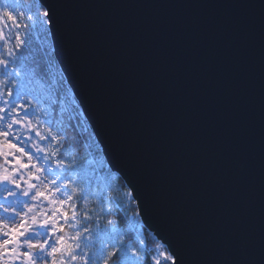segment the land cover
<instances>
[{"label": "water", "instance_id": "95a60500", "mask_svg": "<svg viewBox=\"0 0 264 264\" xmlns=\"http://www.w3.org/2000/svg\"><path fill=\"white\" fill-rule=\"evenodd\" d=\"M39 1L106 163L173 264H264V0Z\"/></svg>", "mask_w": 264, "mask_h": 264}, {"label": "trees", "instance_id": "16d2710c", "mask_svg": "<svg viewBox=\"0 0 264 264\" xmlns=\"http://www.w3.org/2000/svg\"><path fill=\"white\" fill-rule=\"evenodd\" d=\"M19 22L22 41L16 44L9 61L13 76L19 71L21 80L15 78L1 102L11 103L9 94L15 95L13 103L25 97L21 87L28 84L27 95L33 100L26 105L29 117H41L44 131L51 132L49 147L39 153V159L48 174L70 189L65 218L47 225L43 218L33 222L37 234L51 249V261L67 264L65 254L72 243L83 245L84 261L89 264H134L126 251L130 244L139 264H164L154 258L158 239L141 217H137L139 224L132 226L129 222V215L136 213L137 207L134 199L128 203L124 199L123 192L129 191L125 180L117 174L112 181L115 187L100 189L98 176L103 174L111 182L113 172L108 166L91 171L86 162L91 152L101 153L92 128L64 80L50 46L39 40L29 22L22 17ZM1 112L4 119L11 115L7 109L2 108ZM71 214L77 215L75 221H71ZM138 232L143 235V244L138 242Z\"/></svg>", "mask_w": 264, "mask_h": 264}, {"label": "rangeland", "instance_id": "374dc122", "mask_svg": "<svg viewBox=\"0 0 264 264\" xmlns=\"http://www.w3.org/2000/svg\"><path fill=\"white\" fill-rule=\"evenodd\" d=\"M40 9L37 0H0V112L3 108L11 114L7 119L0 114V141L3 145L0 149V264H62L51 261V249L47 248L43 237L37 234L33 223L34 220L43 218L44 225L55 224L57 219L65 218V207L70 196V189L65 188L63 182L57 181L55 177L48 174L42 165V160L39 159V153L42 154L49 147L51 132L44 131L46 128H43L39 120L42 119L41 117H29L30 112L26 105L31 104L33 100L27 95L28 84L21 87L25 97L22 96L13 103L15 95L9 94L11 103L1 102L2 95L7 93V89L15 78L21 80L19 71L13 72L15 73L13 76L9 61L16 44L22 41L20 17L29 22L39 35V40L49 45L53 54L47 21L44 12ZM63 78L67 82L64 76ZM70 91L72 93L71 89ZM15 149L25 151L28 156L22 159L15 153ZM15 161L20 162L25 170L12 175L11 171L16 167ZM86 162L91 171L96 167L108 166L102 152L97 151L91 152ZM115 175L117 174H111V182L103 174L99 175L100 189L111 185L115 187L112 183ZM29 176L37 177L35 181L32 180L31 187L28 185ZM10 189L11 196H4ZM41 194H44L48 201L40 198ZM123 196L126 203L131 200L129 191L123 192ZM138 216H140L138 212L129 215L132 226L141 222L138 221ZM76 218V214H71V221H75ZM110 221L113 223L111 228L114 230L113 218ZM136 237L138 242L143 244L142 233L138 232ZM31 245L40 248L30 249ZM156 246L155 260L162 261L164 264H173V256L164 243L158 239ZM126 251L132 257L134 264H139L130 244H127ZM84 252L83 245L70 243L65 254L66 263L89 264L84 261Z\"/></svg>", "mask_w": 264, "mask_h": 264}, {"label": "flooded vegetation", "instance_id": "af4514ba", "mask_svg": "<svg viewBox=\"0 0 264 264\" xmlns=\"http://www.w3.org/2000/svg\"><path fill=\"white\" fill-rule=\"evenodd\" d=\"M0 144H1L0 149H2L3 145H2V143H1V141H0ZM24 152H25V151H24ZM15 153H17V155L21 156L22 159L28 156V153H27V155H26V154H21V152H20V151H17V149H15ZM16 163H17V161H15L14 164L16 165ZM24 170H25V167H24V166L21 167V168L19 167V169H17V168L15 167V168L12 169L11 174H12V175H17V174H19V173H22ZM35 180H36V178L34 179V181H35ZM31 185H32V182L30 183V186H31Z\"/></svg>", "mask_w": 264, "mask_h": 264}, {"label": "bare ground", "instance_id": "6f19581e", "mask_svg": "<svg viewBox=\"0 0 264 264\" xmlns=\"http://www.w3.org/2000/svg\"><path fill=\"white\" fill-rule=\"evenodd\" d=\"M37 3H38V5H40L41 7V11H43L44 12V16H45V18H46V10H45V7L40 3V1L39 0H37ZM21 6H23V5H21ZM30 9H32L31 7H29ZM33 8H35V7H33ZM46 21H47V18H46ZM47 29H48V21H47ZM48 33H49V30H48ZM54 57V56H53ZM55 59V58H54ZM56 60V59H55ZM60 69V68H59ZM61 71V70H60ZM91 126V125H90ZM93 131V130H92ZM94 133V132H93ZM94 136H95V134H94ZM96 138V137H95ZM97 140V139H96ZM98 142V141H97ZM101 149V148H100ZM103 155V154H102ZM104 158V157H103ZM108 165V164H107ZM108 167H109V169L111 170V168H110V166L108 165ZM112 171V170H111ZM113 173H115V174H118V175H120L118 172H114V171H112ZM121 176V175H120ZM128 186V185H127ZM129 192H130V194H131V190H130V188H129ZM131 198L132 199H134V197L132 196V194H131ZM138 212V211H137Z\"/></svg>", "mask_w": 264, "mask_h": 264}]
</instances>
